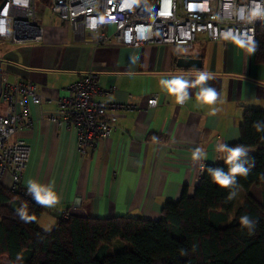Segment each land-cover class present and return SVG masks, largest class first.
<instances>
[{
  "label": "crops",
  "instance_id": "crops-1",
  "mask_svg": "<svg viewBox=\"0 0 264 264\" xmlns=\"http://www.w3.org/2000/svg\"><path fill=\"white\" fill-rule=\"evenodd\" d=\"M44 21L42 40L0 42V66L12 81L29 79L45 94L64 95L68 83L92 69L102 87H111L96 99L138 105L117 109L109 135L80 156L75 128L46 117L56 108L55 101L32 104L31 124L22 131L31 150L21 186L26 188L29 179L51 185L61 200L44 207L52 216L156 219L164 203L177 199L184 186L193 191L201 176V163L191 159L194 149L205 150L203 164L223 161L219 157L226 153L218 146L239 140L243 110H264V63L255 60L251 45L243 41L198 36L191 46L181 47L157 42L94 46L74 41L70 26L60 23L50 8ZM180 57H195L197 62L180 65ZM201 71L215 77L207 82L218 94L214 105L197 101L200 85L190 87V98L180 105L159 83L175 76L194 82ZM152 93H158V103L148 108ZM213 108L218 109L214 115ZM253 186L261 198V184H252L243 189L241 202Z\"/></svg>",
  "mask_w": 264,
  "mask_h": 264
},
{
  "label": "trees",
  "instance_id": "trees-1",
  "mask_svg": "<svg viewBox=\"0 0 264 264\" xmlns=\"http://www.w3.org/2000/svg\"><path fill=\"white\" fill-rule=\"evenodd\" d=\"M250 45L255 60L264 63V24L257 25ZM256 121H264V110L245 108L240 138L229 147L254 148L248 160L255 166L237 177V192L261 184V198L246 192L233 215L236 197L228 200L230 189L214 184L207 170L227 171L224 161L205 163L199 185L193 191L184 186L156 219L62 213L50 230L38 226L45 208L26 188L12 191L0 181V255L10 264H264V132L256 131ZM21 207L35 219L22 221L16 213ZM244 215L255 222L254 231L241 225Z\"/></svg>",
  "mask_w": 264,
  "mask_h": 264
},
{
  "label": "built area",
  "instance_id": "built-area-1",
  "mask_svg": "<svg viewBox=\"0 0 264 264\" xmlns=\"http://www.w3.org/2000/svg\"><path fill=\"white\" fill-rule=\"evenodd\" d=\"M60 23L68 24L74 41L94 46L170 43L191 46L198 36L209 40L233 39L251 44L264 16L251 17L264 0H40ZM93 22H95L93 26ZM0 42L24 43L42 40L43 17L36 0H0ZM111 88V87H110ZM99 84L98 73L88 69L65 87L64 95H48L32 80H9L0 66V181L10 190L21 187L30 157V144L22 131L31 124V106L42 101L56 103L46 117L76 130L80 156L116 126V110L138 107L136 103L102 101L95 95L108 94ZM153 101H156L154 104ZM158 103V93L147 98V107ZM203 166H199L202 174ZM200 177L194 181L199 185ZM7 180V181H6Z\"/></svg>",
  "mask_w": 264,
  "mask_h": 264
},
{
  "label": "clouds",
  "instance_id": "clouds-1",
  "mask_svg": "<svg viewBox=\"0 0 264 264\" xmlns=\"http://www.w3.org/2000/svg\"><path fill=\"white\" fill-rule=\"evenodd\" d=\"M264 16V9L259 5L251 12V17H244L245 19ZM212 73L201 71L198 73L195 81L185 79L183 76H175L172 78H164L159 81L161 88L165 93L174 98L176 104L183 105L189 98V88L200 85V91L196 95L197 101L202 105H214L217 101V91L211 86H207L209 80L214 79ZM155 104L156 101H153ZM218 109L213 108L211 114H215ZM254 127L257 132H264V121H256ZM218 151L226 153L219 157L228 166L227 171L223 168H209L207 169L211 175L212 182L218 185L220 188L230 189L227 196L228 200L234 199L237 195V177H247L251 168L255 166L254 160L249 163V150L244 145H237L235 147H229L226 144L218 146ZM207 158V154L203 148H196L192 152L191 159L194 162H200L204 166L203 161ZM26 194L29 195L36 204L41 207L52 208L61 202L60 197L54 191L51 185H44L37 181L29 179L26 184ZM16 213L19 218L24 222L34 220V216H30L25 207L16 209ZM240 223L246 227L249 231H254L255 222L244 215L240 218ZM21 259V257H18Z\"/></svg>",
  "mask_w": 264,
  "mask_h": 264
},
{
  "label": "rangeland",
  "instance_id": "rangeland-1",
  "mask_svg": "<svg viewBox=\"0 0 264 264\" xmlns=\"http://www.w3.org/2000/svg\"><path fill=\"white\" fill-rule=\"evenodd\" d=\"M36 6H37L38 11H39L40 14H44V9L46 10V13H45L44 16H43V17H44V20H45L46 15H47V13H48V11H49L48 6H47L46 4H44V3H42L40 0H36ZM40 6L42 7V9L39 8ZM43 7H44V8H43ZM44 24H45V21L43 22V25H44ZM8 79L11 80L9 77H8ZM68 84H69V83H68ZM252 150H253V148H252ZM252 150H251V151H252ZM257 190H258L257 186H253L251 191H252V194H254L255 197L258 198V199L260 200V196H259V194L257 193ZM242 191H243V188L240 187V189H239V193H238L237 196H236V201H235L234 209H233V211L231 212V215H233L235 208L240 204V202H241V200H242V197H241V193H242ZM55 219H56V217H55L54 215L52 216L51 213H50L49 211L44 210V211L41 213L40 217H39V220H38V226H39L41 229H43V230H50V229L53 228V226H54ZM0 262H1V264H10V263H9V258H8L7 255H5V254H1V255H0ZM98 264H105V261H100V262H98Z\"/></svg>",
  "mask_w": 264,
  "mask_h": 264
},
{
  "label": "water",
  "instance_id": "water-1",
  "mask_svg": "<svg viewBox=\"0 0 264 264\" xmlns=\"http://www.w3.org/2000/svg\"><path fill=\"white\" fill-rule=\"evenodd\" d=\"M197 59L195 57H180L178 59V64L180 65H193Z\"/></svg>",
  "mask_w": 264,
  "mask_h": 264
},
{
  "label": "snow or ice",
  "instance_id": "snow-or-ice-1",
  "mask_svg": "<svg viewBox=\"0 0 264 264\" xmlns=\"http://www.w3.org/2000/svg\"><path fill=\"white\" fill-rule=\"evenodd\" d=\"M24 2V0H18V3H23ZM94 24H95V22H93V26H94ZM3 31V27H0V32H2Z\"/></svg>",
  "mask_w": 264,
  "mask_h": 264
}]
</instances>
